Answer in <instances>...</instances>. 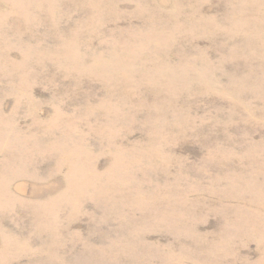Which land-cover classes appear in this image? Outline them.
<instances>
[{
  "label": "rangeland",
  "instance_id": "1",
  "mask_svg": "<svg viewBox=\"0 0 264 264\" xmlns=\"http://www.w3.org/2000/svg\"><path fill=\"white\" fill-rule=\"evenodd\" d=\"M0 264H264V0H0Z\"/></svg>",
  "mask_w": 264,
  "mask_h": 264
}]
</instances>
